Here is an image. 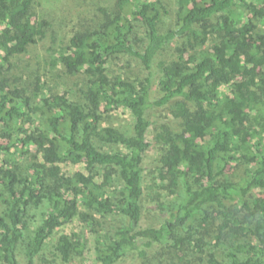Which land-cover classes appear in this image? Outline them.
I'll return each instance as SVG.
<instances>
[{"label": "trees", "instance_id": "obj_1", "mask_svg": "<svg viewBox=\"0 0 264 264\" xmlns=\"http://www.w3.org/2000/svg\"><path fill=\"white\" fill-rule=\"evenodd\" d=\"M177 2L164 30L162 0H116L115 12L75 30L52 60L81 76L72 98L42 92L38 71L9 77L48 21L35 0H0L2 264H21L22 246L26 264H73L90 241L89 264L154 246L176 264H264V0ZM176 39L177 58L157 65ZM122 57L138 63L136 76L110 70ZM160 107L171 116L150 140ZM118 108L131 130L104 124ZM233 165L245 168L237 180L226 177ZM147 198L158 212L148 223ZM91 211L126 222L100 232ZM76 219L82 237L63 231Z\"/></svg>", "mask_w": 264, "mask_h": 264}, {"label": "rangeland", "instance_id": "obj_2", "mask_svg": "<svg viewBox=\"0 0 264 264\" xmlns=\"http://www.w3.org/2000/svg\"><path fill=\"white\" fill-rule=\"evenodd\" d=\"M163 4L169 9V13L163 17L161 29H167L174 25L175 15L178 8L177 0H162ZM116 0H35V11L39 19L48 21L45 29V36L37 43L29 47L27 53L13 58L14 66L8 73L9 77L18 75L20 73L38 71L39 75L43 77L44 93H60L68 91L72 98H78L80 93L78 91V84L81 81V76H73L66 74L61 65H54L53 58L57 55L60 46L64 45L72 35V33L82 28L84 25L101 22L107 13L115 12ZM259 30L263 28L260 25ZM139 34L145 35L143 28L139 29ZM183 40L176 39L169 43L165 50L156 58L157 65L161 61L171 60L177 58V47L181 45ZM126 57L117 58L110 62V70L112 72H128L129 75L136 76L139 71V65L135 61H128ZM104 124H113L122 129L131 130L133 117L123 108L113 109L105 114ZM171 116L169 108L160 107L153 111L149 117L153 121L150 131V140H153L155 133L154 129L158 122L168 121ZM32 151L35 149L33 142L29 145ZM155 156V146H151L147 165L151 171V160ZM78 166L67 165L66 168L71 170L76 169ZM245 173V168L239 165H233L227 172L226 177L234 180L239 179ZM150 181V178L149 180ZM151 197L150 195H148ZM149 209L145 216L146 222H151L152 218L157 217L158 212L147 198ZM41 210H37L38 217ZM91 215L96 221V227L100 232H108L113 230L117 225H122L126 222L123 215L111 213H97L91 211ZM145 222V221H144ZM64 232L72 234L77 233L81 237L85 234V227L83 223L76 219L69 223L63 229ZM93 244L90 241L82 255H76L73 259V264H89L92 262ZM19 256L21 264H26V257L24 255L23 246L19 249ZM130 261H135L136 264H176L177 259L169 249H164L160 246L147 248L145 255L139 256L136 250L130 251L125 259L120 264H130ZM227 263L228 260L226 259ZM0 264L2 262L0 261Z\"/></svg>", "mask_w": 264, "mask_h": 264}]
</instances>
